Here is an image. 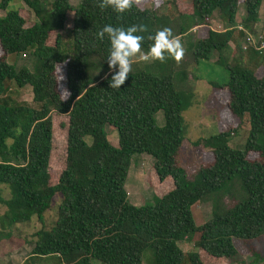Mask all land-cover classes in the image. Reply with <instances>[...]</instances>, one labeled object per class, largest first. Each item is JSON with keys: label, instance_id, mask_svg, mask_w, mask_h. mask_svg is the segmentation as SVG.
Wrapping results in <instances>:
<instances>
[{"label": "trees", "instance_id": "16d2710c", "mask_svg": "<svg viewBox=\"0 0 264 264\" xmlns=\"http://www.w3.org/2000/svg\"><path fill=\"white\" fill-rule=\"evenodd\" d=\"M155 0H152V2ZM188 1V0H187ZM20 2L35 22L24 28L17 10L8 5ZM177 19L176 36L197 26L189 64L213 61L227 72L225 83H209L214 91L225 89L222 109L229 117L246 118L248 136L240 149L228 143L235 130L226 128L194 143L211 154V162L197 169L191 179L176 163L183 141L181 113L188 100L189 73L176 67L174 59L154 61L159 72H131L120 89H111L107 63L110 41L96 37L102 26L127 28L146 25L142 51L153 43L156 31L172 25L167 16L154 13L158 7L140 3L117 14L101 10L98 0H0V187L8 195L0 198L4 212L0 227L26 223L31 218L42 226L43 214L55 195L59 196L56 218L48 230L40 229L30 250L31 257L54 256L61 264H141L149 250L152 264H201L236 257L232 240H253L264 235V77L242 61L234 40L253 34L259 5L264 0H241L244 15L239 25L234 16L239 0H172ZM213 12L224 24L222 32L208 28ZM71 13L70 53L58 36L46 44L52 32L62 31ZM172 29V28H170ZM235 41L238 57H229L228 44ZM188 49V47H187ZM186 49V50H187ZM26 54L32 69H15L7 56ZM65 63L66 88L62 100L57 91L55 66ZM107 76V78H106ZM29 87L37 109L15 103L6 93L10 87ZM67 116L65 166L54 185H49L51 151L49 113ZM160 112L162 125L155 123ZM114 129L117 145L106 139L105 128ZM256 154L257 159H247ZM145 154L157 167L161 180L172 188L153 202L132 206L125 201L124 184L133 156ZM228 188L239 191L237 203L225 210L220 195ZM209 201L210 219L195 226L191 207ZM42 228V227H41ZM198 234L197 252L183 255L177 244ZM8 236V235H7ZM6 236V237H7ZM253 262L263 257L252 254Z\"/></svg>", "mask_w": 264, "mask_h": 264}, {"label": "rangeland", "instance_id": "374dc122", "mask_svg": "<svg viewBox=\"0 0 264 264\" xmlns=\"http://www.w3.org/2000/svg\"><path fill=\"white\" fill-rule=\"evenodd\" d=\"M80 0H68L72 7H76ZM180 3L188 4L191 11V5L189 0H179ZM141 4L144 8L151 7L153 4L158 7L155 14L158 16H167V18L173 21L172 28L173 34L177 32V25L180 19H177L174 9V3L172 0H141ZM8 9L17 10L18 15L24 21V28L30 27L35 18L31 12L25 8L20 2H14L8 5ZM3 12L0 11V16H3ZM244 15L243 7L241 6V0H239V6L234 16V23L239 25L241 18ZM71 13L67 14L62 31L52 32L49 34L46 44L52 46L56 36L59 37L61 46L66 52L70 53V37L69 30L71 28ZM212 29L220 30L224 28V24L221 23L217 17V13L213 12L210 17ZM221 25V28L220 26ZM238 30L234 32V40H236L237 47L241 50L242 61L246 62L249 53L246 52L254 42L260 37L264 43V3H261L257 12V23L253 26V36L251 33H247L249 36L243 38H249L248 42L245 38H237ZM244 33V31H243ZM194 37V36H192ZM192 37L185 35L181 39V43L184 47L185 54L182 60L176 64V67L184 69L189 73L191 82L189 86L190 92H186L188 103L185 110L181 113L183 122L184 136L181 146L179 147L178 154L176 156V163L184 170V173L188 179H191L198 168L207 166L211 162V154L208 149L194 143L201 139H207L217 131H224L226 128L235 130L234 134L229 139V147L233 149L242 148L247 136H248V123L246 118L238 121L234 118L232 120L224 113L221 108L223 103L227 100V93L225 89H218L214 91L209 83H225L227 81V72L218 65L214 64V60L208 62H200L197 68L189 64L187 60L189 54L193 51V44L191 43ZM232 40L228 44L229 57H238L234 48L235 41ZM242 43V44H241ZM188 47V49H187ZM244 48V49H243ZM187 49V50H186ZM1 55V52H0ZM134 61L137 58H133ZM5 61L13 65L15 69H19L22 66H26L29 70L32 69L33 59L26 55L20 54L18 56H7ZM258 59V63H260ZM264 69V67H263ZM60 70V71H59ZM152 71L154 73L159 72L154 61L152 62H134L132 66V72ZM256 70H258L256 72ZM254 72L257 75L264 77V71L256 69ZM60 74L64 76L63 80H60ZM55 77L57 80V91L60 98L63 100L61 93V85L66 87L65 83V63L57 64L55 66ZM196 79V80H195ZM10 89L6 95L15 103H22L31 108L37 109L39 104L33 101L31 90L25 86L20 89H16L14 86H9ZM51 121V151L49 153L48 160V176L49 185H54L58 179L59 173L65 166V135L67 127V116L57 115L55 112L49 113ZM155 123L157 126L162 125V116L158 112L155 114ZM106 139L112 146L117 145V137L114 129L105 128ZM247 159H257L256 154L250 153L247 155ZM172 188L165 180H161L157 167L153 160L145 155H135L132 157L129 170L127 172L124 191L125 201L132 206H143L151 204L153 202V196L161 197L165 193L169 192ZM7 191L0 187V198H7ZM240 197L238 190L234 188L226 189L219 197V201L225 210L233 207ZM59 202V196L55 195L48 210L43 214L44 224L41 226L35 218H31L26 223L16 224L12 227L3 226L0 227V264H61L54 256H48L44 258L31 257L29 255L31 248L37 240L36 233L40 230H48L54 224L56 218V207ZM191 217L195 226H200L204 222L210 219L211 204L209 201L195 203L191 209ZM4 212V207L0 204V216ZM42 227V228H41ZM8 235V236H7ZM7 236V237H6ZM198 239V234H194L190 241H184L177 244L178 248L186 256L188 253L197 252L195 243ZM232 246L236 251V257L231 260L216 259L209 261L208 258L202 257L201 264H263V262L256 260L253 262L252 254H258L263 257L264 260V235L253 240H232ZM199 252V251H198ZM141 264H152V256L149 250H145L142 254Z\"/></svg>", "mask_w": 264, "mask_h": 264}, {"label": "clouds", "instance_id": "9594fccd", "mask_svg": "<svg viewBox=\"0 0 264 264\" xmlns=\"http://www.w3.org/2000/svg\"><path fill=\"white\" fill-rule=\"evenodd\" d=\"M139 3L140 0H98L97 6L101 10L111 8L117 14H123L131 11ZM147 31L146 25H131L125 28L111 24L104 25L97 31V39L103 40L107 36L110 41L109 54L106 60L111 72L109 80L111 89H120L125 84L129 74L132 72L134 62L160 61L163 63L171 58L179 63L182 60L185 50L181 39L179 36L174 35L172 29L168 27L156 31L154 35H149L148 39L153 43L147 52H143L142 44L145 37L138 33ZM133 58H137V60L134 61ZM59 76V81L64 79L62 74ZM60 95L63 100H66L71 93L66 87L61 85Z\"/></svg>", "mask_w": 264, "mask_h": 264}, {"label": "crops", "instance_id": "0c3cea01", "mask_svg": "<svg viewBox=\"0 0 264 264\" xmlns=\"http://www.w3.org/2000/svg\"><path fill=\"white\" fill-rule=\"evenodd\" d=\"M213 14V13H212ZM211 19L209 20V25H208V28L210 29V30H213L212 29V27H211ZM220 26V28H221V25H219ZM197 30H198V28H197V26H195V27H192L191 29H189L184 35H182L181 37H180V39H182V38H184V36L185 35H187V36H190V37H192V36H194V37H192V41H191V43L193 44L194 43V41H195V39H196V34H197ZM214 31L215 32H222L223 31V28L222 29H220V30H216V29H214ZM244 34H245V37L246 36H249L247 33H245L244 32ZM244 36V35H243ZM252 36H253V34H252ZM244 37V38H245ZM241 38H243V37H241ZM240 38V39H241ZM243 38V39H244ZM261 38L259 37L257 40H256V42H254L253 43V45L246 51V52H248L249 53V57H248V59H247V61L246 62H244L246 65H247V67H249V69H251L252 71H255L256 69H261L262 71H264V69H263V67H264V43L260 40ZM242 44V43H241ZM241 51V50H240ZM258 59H260V60H262V61H260V63H258ZM258 70H256V72H257ZM196 80V79H195ZM192 82H194V81H192ZM191 79H190V77H188V80L186 81V83H188V85H190L191 83Z\"/></svg>", "mask_w": 264, "mask_h": 264}, {"label": "built area", "instance_id": "2783aa9c", "mask_svg": "<svg viewBox=\"0 0 264 264\" xmlns=\"http://www.w3.org/2000/svg\"><path fill=\"white\" fill-rule=\"evenodd\" d=\"M249 40H250V39H249L248 37H247V38H245V41H246V42H248ZM243 49H244V48H243Z\"/></svg>", "mask_w": 264, "mask_h": 264}]
</instances>
